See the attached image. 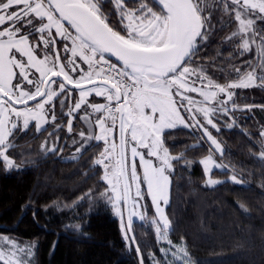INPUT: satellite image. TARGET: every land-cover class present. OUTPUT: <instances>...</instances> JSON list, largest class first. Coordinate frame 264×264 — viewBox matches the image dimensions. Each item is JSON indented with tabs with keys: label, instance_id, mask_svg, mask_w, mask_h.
<instances>
[{
	"label": "snow or ice",
	"instance_id": "snow-or-ice-1",
	"mask_svg": "<svg viewBox=\"0 0 264 264\" xmlns=\"http://www.w3.org/2000/svg\"><path fill=\"white\" fill-rule=\"evenodd\" d=\"M110 2L119 26H113L104 12L103 0H0V163L15 167L8 155L13 147L10 138L17 130H29L30 121L40 132L49 121L66 116L72 134L73 121L83 111L79 119L89 128L78 133L84 143L75 152L81 153L88 141L103 142L94 164L104 169L102 179L108 188L102 195L113 209L122 216L129 202L133 206L125 232L131 231L136 210L142 207L141 185H146L158 218L152 220L157 241L168 245L160 251L167 257L174 248L172 255L179 261V253L187 255L186 249L169 239L165 206L169 174L180 157L165 146V130L177 124L202 130L211 145L209 156L200 161L207 185L221 183L208 178L214 169L226 167L211 155L213 149L222 155L223 149L210 128L220 131L219 116L229 117L231 128L233 112L254 107L239 109L234 90L264 89V24H257L264 22V0H230V4L217 0L223 12L238 22L229 39L239 38L240 55L256 45L258 59V63L246 61L247 69L233 66L235 77L223 84L195 64L213 27L205 0H151V4L141 0L133 8L127 7V0ZM93 95L105 102L89 100ZM259 135L264 138V128ZM55 150V146L46 149ZM231 179L241 183L235 175ZM140 219L145 216L140 214ZM33 248L4 237L0 262L31 264Z\"/></svg>",
	"mask_w": 264,
	"mask_h": 264
},
{
	"label": "trees",
	"instance_id": "trees-1",
	"mask_svg": "<svg viewBox=\"0 0 264 264\" xmlns=\"http://www.w3.org/2000/svg\"><path fill=\"white\" fill-rule=\"evenodd\" d=\"M140 2L127 0V7H138ZM103 3L113 26H119L114 5L110 0ZM205 6L212 13L213 27L195 64L223 84L232 79L233 66L243 70L246 61L255 62L256 51L240 55L239 38L229 39L238 26L234 15L225 14L217 0H208ZM233 99L239 108L254 107L233 112L234 126L213 132L223 147L217 158L226 171L211 175H235L242 185L204 184L199 160L210 147L193 130L178 128L164 136L170 154L180 157L173 161L170 176L169 239L184 245L194 264H264V139L259 135V128H264V89L237 91ZM51 129L40 133L30 129L10 138L13 147L8 155L21 168L8 169L0 163V241L8 237L21 246H34L31 264H139L138 251L102 195L108 186L93 163L101 143L90 145L74 160L52 154L24 162L21 150L36 147ZM146 212L152 218L148 207ZM131 233L141 263L166 264L152 222H133Z\"/></svg>",
	"mask_w": 264,
	"mask_h": 264
},
{
	"label": "rangeland",
	"instance_id": "rangeland-1",
	"mask_svg": "<svg viewBox=\"0 0 264 264\" xmlns=\"http://www.w3.org/2000/svg\"><path fill=\"white\" fill-rule=\"evenodd\" d=\"M207 1L208 0H205V3L206 4H207ZM237 25H238V22H237ZM237 28H238V26H237ZM239 43H240V40H239ZM251 49H255V51H256V56H255V59L256 60H255V62L258 63L256 45H252L251 46ZM84 67L87 68L86 65ZM235 75H236V73L234 71L233 72V77H235ZM241 90H244V89H237V90H234V91L236 93L237 91H241ZM73 91L75 92V90H73ZM191 95L194 98H196V99H202L201 97H198L195 93H192ZM75 98L76 99H79L78 93L76 94V97ZM88 99L89 100H92L94 102H99V103H104L105 102L102 98L95 97L94 95L93 96H90ZM239 109H245V107L239 108ZM250 109H253V108L251 107ZM88 111L90 112L91 110L89 109ZM236 111H241V110H236ZM56 112L57 113H60V109H59L58 103H57V107H56ZM81 114H83V111H81V113L78 114L77 117H76V119L73 121L74 131L72 132V134H69L68 127H67V119L68 118L66 116H62V118H59L56 122L49 121V123L45 124L44 125V128L42 130H44L48 126H51L52 127L51 131L49 132V134L47 136H45L42 139V141L36 147H27L26 149L21 150V154L24 155V162L25 161H32V160H35V159H41V158H43L45 156H49V155H52V154H56L58 157H61L63 159L74 160V159L78 158L90 145H93V144H96V143H101L102 144V148L100 150V151H102L103 150V142L88 141L87 144H86L85 149L81 153H76L75 152V148L78 147V146H80L81 143H84V141L81 140V138L78 135V133L81 132V131L87 132L88 131V128H89V125L86 124V122L81 121L79 119V115H81ZM184 114L187 115V113H184ZM197 115L200 116L201 119H203V117H202V115L200 113H197ZM222 117L224 118L226 116H221V117L219 116V117H217L216 122L217 123L218 122H222L223 121L221 119ZM223 122H225V121H223ZM20 123H21V126H22V121H20ZM42 123H43V121H42ZM232 123H233V121L230 120L229 122L226 121L223 126L219 125V123H218V126H219V128L220 127H222V128H228L229 127L228 125L229 124H232ZM57 125H59V127H57ZM208 127L210 128V126H208ZM178 128H187V129L193 130L200 137V139L203 142H205L209 147H211L210 142L207 140L206 137H204L202 130H200L199 128H196V127L188 128V127H185L182 124H177L175 128L165 130V133L166 132H169V131H173V130L178 129ZM30 129H32V131L35 132V133H40L42 131L41 130L40 132H37V130L35 128V122L34 121H30V128H29V130ZM259 129L261 131V128H259ZM29 130H27V131H29ZM215 130L216 129H211L210 128V131L212 132V134H213V132ZM17 132L18 133H24L26 131H19V130H17L15 133H17ZM50 133H51V135H50ZM213 136H214V134H213ZM74 140L77 141V143L74 144ZM116 142L117 143L119 142V133H118V130L116 131ZM53 146H55V149H56L54 152L53 151H46V149H51ZM221 147H222V145H221ZM222 149H223V147H222ZM140 151H145V150L141 149ZM99 152L94 157L93 163H94L95 159L98 158ZM209 154L207 156H209ZM211 155L213 156V159L216 162H218L220 164H223L217 158V156L221 155V153L216 152L213 149V151L211 152ZM207 156L203 157L202 159L206 158ZM128 157H129V160H130L131 159L130 158V150H129V153H128ZM200 161H201V159L199 160V163H200ZM136 163L139 164V159L138 158L136 160ZM200 165H201L203 174L205 176V173H204V170H203V165L201 163H200ZM95 166H97V167H99L101 169L102 176H103L104 175V169L101 166H99V165H95ZM13 168H21V166L17 163V164H15V167H13ZM13 168H11V169H13ZM214 171L224 172V171H226V167H224L223 169L216 168L212 172H214ZM212 172H211V174H212ZM171 174H172V171L170 172L169 175L171 176ZM211 174H210V177H208V178L216 179L218 181H221V183L224 182V181H230V182L235 183L231 179V177L233 175H225L223 177H213ZM142 175H143L142 170H140V176H141V178H142ZM206 181H207V178L205 176L204 184L206 186H208ZM218 184H220V183H218ZM218 184H216V185H218ZM236 184L242 185L243 182L241 181V183H236ZM216 185H212V186H208V187H214ZM141 187H142V190L145 192V198L140 201V204L142 205V207L141 208H138L136 210L137 211V215L133 217V222H135V221H137V222H146V223L147 222H152V220L154 218H156V219H158V218L156 217L155 209H154V206L152 205L151 198L147 196L146 185H141ZM170 190H171V179H170V182H169V193H168L169 197H170ZM131 194H132L133 197H135V187L132 188ZM146 202H147V204H146ZM166 206H165V210H166ZM111 207H112V205H111ZM132 207L133 206H132L131 202H129V204H128V215H130V213L132 212ZM147 207H148L149 211L152 213V218H149V219L147 218V212H146L147 211ZM112 211H113L114 216L119 219L120 225H121V228H122V231L125 233V225H124V217H123V215L121 216L120 214H118V212L116 210H114L113 207H112ZM140 214H143L145 216V219L141 220L140 219ZM154 228H155V225H154ZM160 243H161V247L162 246L163 247H168L166 241H160ZM181 246H183V248L186 249V253H187V250L188 249L184 245H181ZM161 247H160V249H161ZM213 249H214V247H213ZM174 251H175V249L173 248L169 252L168 255L170 257H168V256L165 257L161 253L163 255V258L165 259V263L166 264H194V262L192 260H190V258H188V255H185L183 252L179 253V255L182 257V259L179 260V261H176L175 257L172 255V252H174Z\"/></svg>",
	"mask_w": 264,
	"mask_h": 264
},
{
	"label": "water",
	"instance_id": "water-1",
	"mask_svg": "<svg viewBox=\"0 0 264 264\" xmlns=\"http://www.w3.org/2000/svg\"><path fill=\"white\" fill-rule=\"evenodd\" d=\"M112 59L114 60L115 58H112ZM18 107H19V106H18ZM123 217H124V223H125V226H126V229H127V228H128V222H129L128 208H127L126 211L123 212ZM127 233H128V237H129V239H130V241H131V243H132L133 248H134L135 250H137V248H136V244H135L134 241L132 240V233H131V231H128ZM137 256H138V259H139V264H142V263H141V259H140V255H139L138 252H137Z\"/></svg>",
	"mask_w": 264,
	"mask_h": 264
}]
</instances>
